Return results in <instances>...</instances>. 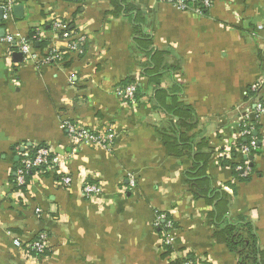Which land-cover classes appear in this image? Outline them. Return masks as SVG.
I'll return each instance as SVG.
<instances>
[{
    "label": "crops",
    "instance_id": "1",
    "mask_svg": "<svg viewBox=\"0 0 264 264\" xmlns=\"http://www.w3.org/2000/svg\"><path fill=\"white\" fill-rule=\"evenodd\" d=\"M204 1L211 6L182 11L167 0H133L144 32L167 53L160 86L143 76L149 58L133 43L130 20L107 16L109 0H18L23 14L12 9L1 17L0 264H239L213 239L211 208L188 191L190 158L175 157L165 145L162 132L172 119L154 102L159 88L194 109L196 142L204 135L209 145L208 175L228 195L230 218L250 222L264 252V115L249 178L237 171L246 156L232 148L243 112L264 105V29H258L264 27V0ZM56 22L82 41V54L69 51ZM32 30L45 51L65 53L63 62L38 66L4 42L9 35L27 41ZM129 80L140 87L135 103L115 94ZM65 119L113 133V147L76 143L67 137ZM39 146L59 158L54 173L73 183L65 188L58 174L36 172L20 194L16 162L25 148ZM87 182L101 192L85 196ZM167 215L176 228L173 252L165 256ZM41 235L47 237L44 255L29 256L14 245Z\"/></svg>",
    "mask_w": 264,
    "mask_h": 264
},
{
    "label": "trees",
    "instance_id": "2",
    "mask_svg": "<svg viewBox=\"0 0 264 264\" xmlns=\"http://www.w3.org/2000/svg\"><path fill=\"white\" fill-rule=\"evenodd\" d=\"M109 1L112 9L107 13V16L115 19L127 17L133 27V43L149 58V64L144 69L143 76L146 77L151 84L160 86L162 78L167 70V53L159 51L154 46L153 38L144 32L143 14L133 5V0ZM35 33V30L31 31L29 40L32 39ZM60 35H63V32H60ZM34 47L40 52L45 53L46 45L44 42H35ZM128 84L137 85V94L135 97L137 101L140 95L139 85L136 81L131 80L121 85L125 86ZM153 99L158 109H161L172 119V124H170L169 129L162 132L163 140L169 152L175 157H189L192 162L191 169L185 174L187 188L195 200H204L206 205L211 208L209 219L214 228L213 239L219 244L224 245L231 253L235 254L239 264H264V252L261 251L258 246V238L254 232L253 226L244 218L238 220H232L230 218V199L228 195L222 188L217 186L215 181L208 175L207 164L210 154L207 150L209 149V145L204 135H202L203 137L199 143L196 142L197 136L196 133L193 132L197 126L194 109L181 103L177 95H173L162 88H159L155 92ZM253 136L256 137L255 134H253ZM245 143L246 142L243 140L242 144ZM35 148L36 147H30L28 150L34 152ZM258 152L259 148L254 152V155H258ZM233 157H236V152H234ZM228 165L234 169L236 168V166L231 163ZM16 166L17 168L21 166L20 159L16 162ZM37 172H41L45 176L54 173V171L49 170L47 166L42 167V169ZM235 173L238 174L236 171ZM35 174L36 171L29 174L28 182ZM54 174L57 176L56 173ZM15 181L16 177L14 178V186L17 190ZM25 190L26 188H23V191ZM169 221L172 220L167 215L161 230L163 240L165 239L167 230H169L166 228ZM175 228L176 225L173 222L170 229L174 230ZM163 248L165 250V256L173 252L172 246L163 245ZM186 261L192 262L189 259H184V261L179 260L172 264H183Z\"/></svg>",
    "mask_w": 264,
    "mask_h": 264
},
{
    "label": "built area",
    "instance_id": "3",
    "mask_svg": "<svg viewBox=\"0 0 264 264\" xmlns=\"http://www.w3.org/2000/svg\"><path fill=\"white\" fill-rule=\"evenodd\" d=\"M169 3H172L177 8L182 11H189L195 9L200 11L202 7L209 8L211 6L209 1H204L201 3V0H167ZM18 0H4L2 5L3 18L7 19L11 14L12 9L17 5ZM55 28L63 32L62 38L69 40L70 44L68 46L69 51L72 53L82 54V41H76L72 36V33L68 31L64 25L56 22ZM259 30H263V26L258 27ZM4 42L10 45L12 48H16L24 57L34 58L38 66L40 65H54L63 62L65 53L61 50L55 48H50L45 51V53L35 50L34 44L41 42L40 33L36 32L31 40L22 41L20 43L15 42L14 37L9 35L4 39ZM258 87H253L251 92H257ZM115 94L119 99L125 103H135V97L137 94V85L128 84V85H119L115 89ZM264 115V105L261 102H257L254 108L245 110L241 117V123L239 125V130L235 135L234 141L232 143V148L236 152L244 154L247 158L246 163L243 166L237 167V171L241 172V175L244 178H249L253 174L252 161L255 157L254 152L257 151V138L253 136L257 132L259 122ZM63 128L67 133V137L79 144H88L94 147H102L104 149H111L114 145L115 135L113 133H101L93 132L87 129L79 128L75 123L71 122L69 119L63 120ZM245 141V144H242V141ZM21 166L16 170V187L17 191L20 194H25L23 188H27L28 185V176L33 171H40L42 167H48L51 171H57L59 167V158L55 157L53 153L44 146H39L35 148L34 152H31L27 148L20 154ZM58 174V184L62 187L68 188L73 183V178L69 175ZM83 194L87 197H93L98 195L101 192V189L98 185L93 183H85L83 185ZM165 219L164 216L160 217ZM160 220V219H159ZM172 221H169L166 225L167 230L165 239L163 240V245L172 246L173 239L170 236L173 229ZM15 247L20 248L26 252V254L41 256L44 255L48 244L47 237L41 235L37 239L31 242H22L16 240L14 242ZM183 264H194L190 261H186Z\"/></svg>",
    "mask_w": 264,
    "mask_h": 264
},
{
    "label": "water",
    "instance_id": "4",
    "mask_svg": "<svg viewBox=\"0 0 264 264\" xmlns=\"http://www.w3.org/2000/svg\"><path fill=\"white\" fill-rule=\"evenodd\" d=\"M13 10L15 12H18L19 15L23 14V6H14ZM3 16V11H0V20H1V17ZM21 55V54H20ZM257 135V133H256ZM23 152V151H22ZM18 160V159H17Z\"/></svg>",
    "mask_w": 264,
    "mask_h": 264
}]
</instances>
